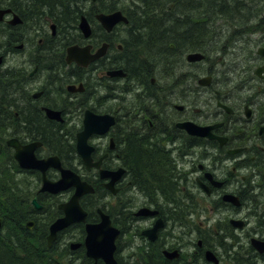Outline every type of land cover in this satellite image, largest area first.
<instances>
[{
	"label": "flooded vegetation",
	"instance_id": "obj_1",
	"mask_svg": "<svg viewBox=\"0 0 264 264\" xmlns=\"http://www.w3.org/2000/svg\"><path fill=\"white\" fill-rule=\"evenodd\" d=\"M90 2L100 4V0ZM177 2L179 3L178 0ZM34 3L39 4L35 0L23 3L24 5L14 0L11 3L0 0V9H13L6 13L3 20L13 26V40L19 37L16 31L24 32L26 29L32 35V39L28 38L26 46L22 49V53L30 58L20 57V60L23 59L20 66L25 68L27 75L31 77L32 85H37L35 89L30 87L32 91L28 92V97L36 95L38 106L45 108L43 114H48L47 108L61 112L60 121L55 118L52 120L47 118L48 120L65 125L76 120L74 131L77 134L84 127L88 111L96 115L108 114L112 120L105 134H91L89 143L94 144L92 162L100 163L99 167L92 165L88 169L81 159L79 168L81 176L93 174L97 183L104 188L111 205L131 193L138 195L140 199L136 198L140 203L134 201L133 207L140 210L145 208L143 205H146L149 199L163 197L172 190V195H169L171 202L166 203L158 214L154 216L138 214L140 216L136 218L140 223L151 227L147 231L150 236H154V240L162 237L169 226L177 225L174 221L171 223L172 219L186 213V208L178 204L181 195L186 193L195 201L201 211L190 215L195 228L187 231L189 236L184 240L177 234L170 237L167 246L176 250L177 255L171 256L173 251H170L168 255L173 258L167 260L175 261L180 258L187 264H218V257L217 262L214 259L210 260L208 250L217 255L226 253L220 246L222 243L220 239L223 238L222 235L220 237V232L225 234L226 227H231L236 239L237 264H264V56L257 54L258 57L252 61H248L247 57L242 58L247 70H239V75L234 80H228L226 76L224 79H215L208 69L202 74L211 75L212 78L208 85H203L199 81L201 75L195 79L188 74L176 73L178 64L182 58L187 60L188 53H203L199 46L191 49V45L182 51L181 45L175 46L170 42L168 50L163 41L154 44L153 41L141 40L138 37L131 45L144 43L146 47L141 48L138 55L131 52L126 35L130 37L138 32L126 33L124 30V26L130 23L129 17L125 14L127 20L117 22L112 28L105 26L98 18L99 14L117 11V7L110 8L113 5L115 7L114 2L102 5L101 10L93 5L89 13L81 17V20L84 17L89 23L88 34L82 31L80 20L77 28L81 36L66 43L57 39L63 29L60 22L45 16L47 24L42 30V27L34 22L42 21V15L36 11L30 13L23 9ZM170 4L176 6L177 3L173 1ZM184 4H199L202 7L203 2L185 0ZM203 8L204 6L199 9L202 15L196 22L202 24L198 30L204 35L208 17ZM236 9L240 12L239 8ZM256 10L255 8L242 17L241 21L245 22L242 31L230 27L228 41H236L241 36L247 37L248 40L257 34L256 24L261 21L264 23V15L258 16ZM25 21L28 22L27 25H24ZM189 22L196 23L191 16ZM94 24L98 25L99 33L95 31ZM223 25V28L228 29L225 23ZM141 35L144 39L147 34ZM248 42L242 43L233 54H239L237 52L239 49L243 52V45ZM236 45V42L232 41L223 43L222 47L224 50H231ZM72 46L86 48L84 56L81 53L68 56L69 48ZM103 46L105 48L101 56L93 58L92 56ZM244 50L248 51L246 47ZM218 60L224 66L232 67L229 66L231 62L225 57L220 56ZM58 61H64L71 67L67 74L61 72L63 79L60 88L57 81L55 86L43 88L46 87L47 75L39 71V65L45 64L54 69ZM115 69H120L121 72L113 74L112 71ZM58 77L56 75V78ZM85 101H89L92 108H83L82 104ZM27 111L25 102L20 103L15 99L13 126L18 131L24 130L25 123L21 113ZM178 122H186L189 128L180 125L178 127ZM122 130L126 134H122ZM177 131L188 138L184 144L180 142ZM136 136L142 138L153 136L152 147L147 150L148 154L145 151L139 165V174L143 178L139 177L141 185L134 183V174L131 170L133 166H130L132 164L124 155L125 149L131 145L130 140ZM31 138L20 140L21 143L35 140ZM75 144L77 147V137ZM42 148L44 146L37 147V156L52 155ZM161 150L170 153V160L163 159ZM178 155L184 158L179 163L180 171L176 166ZM158 160L169 161V165L167 164L164 171H160L157 176L149 177L152 171L149 168L146 171L145 168ZM54 170L53 168L47 170L49 178ZM35 171L42 177L41 172ZM57 172L60 175L58 170ZM186 173L193 178L198 189L196 195L191 194L187 190V185L180 181L181 175ZM86 180L96 189L97 184L92 179ZM73 191L74 187H71L60 192L63 200L69 199ZM91 194L82 195L81 201L84 206H87V199ZM120 209L121 207L116 211ZM108 215L112 223L120 228L114 220V213ZM216 215L219 217L218 220L215 219ZM98 216L96 213L92 221L99 220ZM209 229L212 231L213 240L205 235ZM120 230L122 233L121 228ZM140 241L141 239L135 241L130 239L132 246L130 249L140 255L129 253L126 262L117 259L119 264H148L141 254L150 250V246ZM118 243L119 239L115 256L120 250ZM242 247L245 252L248 251L246 256ZM146 259L149 260V257Z\"/></svg>",
	"mask_w": 264,
	"mask_h": 264
},
{
	"label": "bare ground",
	"instance_id": "obj_2",
	"mask_svg": "<svg viewBox=\"0 0 264 264\" xmlns=\"http://www.w3.org/2000/svg\"><path fill=\"white\" fill-rule=\"evenodd\" d=\"M4 1L8 3L13 2V0ZM14 1H17L21 5H24L23 3H30L32 0ZM90 1L92 0H35V2L39 4L34 3L33 5L31 4L30 6L23 9L30 13L36 11L42 15V21H34L42 27V30L46 28L47 24H45V16H47V18L55 20L56 22H60L63 25V29H61L57 39L59 41H62V43L64 41L66 43L73 38L81 36L78 31L77 25L81 20V17L87 15L93 8V5H95ZM107 1L108 0H100V4L95 6L99 7V10H101L100 7L102 5H108L110 4V2H114L115 8L117 7V10L123 13L122 15L125 18H127V16L129 17L130 23L124 26V30H126V33H138L130 37L129 35H126V40L128 46L130 47V51L136 52L137 55L139 54L141 48L146 47L144 46V43L138 44L136 46L131 45L134 39L138 37L139 39L143 40L141 37V33H146L144 32L146 30L139 31L137 29V26L139 24H142L144 26L149 25L148 29L149 31H153L154 36L162 34L163 36H170L173 38L176 36V34L172 31H174V28L176 27L175 24L177 23L179 14L173 12L174 9L168 10V7L173 1L177 3L176 6H178L180 10H183L181 6L186 7L187 5L184 4L185 0H178L179 3L177 2V0ZM202 2L205 15L208 17L207 28L204 35L197 29L190 26L185 31L181 39L182 51H184L186 47H189L193 43H195L196 46H199L198 48H201V50L203 51V53H196L202 56L200 59H190L189 54L191 53H188L186 56V61L190 62L191 64L187 63L182 58L181 62L176 68V73L178 75H181V73L188 74L193 76V78L195 79L199 75H201V77H199V81L200 84L203 85H208L212 78L211 75L202 74L208 69L215 79H224V77L226 76V79L234 80L239 75V70H247V66H245L246 64L244 65L241 59H235L232 60L231 64H229V66L232 67H228L224 66L222 62L218 60V58L220 56H223L225 58L231 56L234 53L235 49H237L244 41H249L248 43H245V47L248 49V51H246L245 54H243L242 52L241 56L247 57L249 61L254 60L255 57H258V55L264 56V53L261 52V49H264V32H262L264 31V29L260 30L262 26L264 27V23L261 21L256 24V31L258 30L259 32V34L257 32L256 35L259 36L257 37L256 35H254L252 39L248 40H246L247 37L244 38V36H241L236 41H228L230 37L229 29L231 27L236 31H242L245 27V22L241 21L242 17L248 12L254 10L256 7L264 5V2H262L261 0H202ZM236 8H240V12ZM199 9L191 10L195 12L194 16L202 15V12H199ZM10 10L13 9L11 8ZM182 13L186 12L182 11ZM26 23L28 22L25 21L24 25H27ZM224 23L226 24L228 29L223 28ZM94 29L97 33L100 32V29L96 24H94ZM120 31L122 30L120 29ZM16 33L19 37L13 40V26L8 24L6 21H0V98L2 96L1 93L6 94V92H8L9 96L13 98V102L10 103V105L0 106V132L6 136L13 135L20 139L32 137L31 139L35 140L30 142L36 143L35 153L39 145L44 146V148H42L43 151H48L53 156H57L63 162L65 167L73 170L75 173L81 176L79 168H81L80 160L82 159V157L76 149L75 141L78 134L76 131H74V127L77 121L75 120L68 125L53 122L51 121L52 117L49 116L48 110L47 115L43 114L45 108H40L38 106L36 95H31L28 97V92L32 91L30 87L35 89L37 85H32L31 77L27 75V71L25 70V68H22L20 66L21 64H23V59L20 60V57L30 58V56L22 53V49L24 46H26L27 39H32V35H30L29 31H27L26 29L24 30V32L16 31ZM153 33H148L147 35H152ZM13 41L15 44L14 46ZM232 41L236 42L237 45L231 50H224L225 48L222 47V44L228 42L231 43ZM158 42V38L153 41L154 44H158ZM253 45H257L256 49L253 48ZM226 59H230V57ZM197 61L200 62L194 64V62ZM116 63H118V60H116ZM219 63H221V65H218ZM70 68L71 67H69L68 63L64 61H58L57 67L54 69H50L48 65L40 64L39 71L41 70V72L47 75V81L45 83L46 87H42L51 88L55 86L57 81V85L60 88L62 84L61 81L63 79L61 72H65L67 74ZM59 70L60 72H58ZM120 71V69H115L112 72L113 74H117ZM56 75H58L59 77L56 78ZM240 79L244 80L243 77H240ZM100 94H102V92H100ZM15 99H17L20 103L24 101L25 106L29 112L28 114H30V118H28V120L26 119L27 121H25L24 130L20 131H18L12 124L14 122V120H12V117L14 116L12 110ZM89 104V101H85L82 104V107L92 108ZM56 111L61 113L59 110ZM31 115H33V118L31 117ZM103 115L107 117L109 116L108 114ZM8 116L11 117V122L7 118ZM47 118H50L51 120H48ZM30 124H33V126H30ZM185 124L186 122H178V127L180 125L184 128ZM26 127H30V129H25ZM124 133V130H122V134ZM48 135L54 136V139H52ZM137 136H139V134H137ZM137 136L130 140L131 145H128V148L125 149L126 151L124 153L125 159L128 160L130 164H132L130 166L137 165L135 163L137 162L136 160L140 159L142 157V154H144L143 156H145V151L148 154L149 152L147 150H149L152 147L151 145L153 144V136H148L145 138ZM177 136L182 144H184L188 140V138L179 131H177ZM57 139H59L60 142L57 141ZM90 144L93 151L94 144ZM160 153L163 159L170 160L169 152L161 150ZM13 157L17 164L10 163L9 165L11 168L4 167L0 172V177L2 178L4 176V172L7 171H10L13 175H15V179L18 184L13 186L12 194L13 205L16 208H19V205H24L25 202L26 204H30V201L32 199H36L38 201V206H36L35 204L34 206H32L30 204V208L24 211L26 215V224L23 225V228L27 232H32L34 240L37 239V243L33 247L32 253L37 254L38 257H40L45 255L46 253L48 254L49 249L54 247L53 250L56 253L55 257L64 260V262H67L68 264H93L90 259H88L87 257L85 258L80 246V240H73L70 242L64 241L65 237H75L76 234L82 232V229L84 230V228H81L80 226L72 229L70 231L72 234H69L67 230H63L57 237L56 241L51 245L49 244L48 225L55 216L59 215L58 213L62 212V208L60 207V205L63 203L64 197L60 193H51L42 190L41 185L43 182V178L41 177V175L35 173L37 172L35 170L32 171L30 169L23 168L19 164L15 156ZM181 160H184L183 156L178 155V164H176V166L178 167V171H180L179 163L181 162ZM83 162L84 160L82 161V163ZM168 162L169 161L165 162L164 160H158L154 161V164L147 166L149 167V170L152 171L149 177H152L154 175L157 176L160 171L163 172L167 167ZM99 163L100 162H96L93 164V166L99 167ZM84 164L88 169L92 166L86 164L85 162ZM131 170L134 174V183H138V185H141L142 182L140 178H142V175L139 174V168L135 169L134 167H131ZM101 171L102 169L100 170V172ZM59 177L60 175L58 174L57 170H54L50 179L57 180ZM81 177H85V179L87 178L90 181L92 179L97 184L95 192H93L91 194V197H88L87 199L86 205L89 210V216L94 217L99 210L105 211L108 214L114 213V220L123 231L121 233L120 228L116 226L119 230L120 236L118 238L120 240V243H118V250L120 249V252L118 253V255H116L117 259H121L123 262H126V256L129 253H134L132 250H130V247L132 248L130 239L133 241L141 239V243L150 246V250H147L146 252H143L141 254L145 263L187 264L183 259L180 258L175 261L167 260V258H173L170 257L168 253L170 251H174L167 246L170 237L174 234H177L178 236L183 237V239L181 238L182 240L187 238L189 236L187 231L190 230V228H195L192 225L193 220H191L190 215L201 212L196 202L189 198L186 193L184 195H181L178 201V204H180V206L186 208V213L180 217L172 219L171 223L176 222L177 225L175 227L169 226L168 229H165L167 231L163 233L162 237L154 240V236H150L147 231L151 227L140 223L136 220V218L137 216H140L138 214H145L146 216H154L158 214V212H160V209H164V205L166 203L171 202L169 195H172V190L166 193V195H163V197L157 199H149L148 203L146 205H143V207H145L149 211V213H142L140 211V208L133 207V194L123 196V198L118 199L114 205H111L107 200V194L104 191V188L101 187L99 183H97V179L93 174H89L87 175V177ZM180 181L187 185V190L191 194L195 193L196 195L198 189L193 182V178H191L189 174L186 173L185 175H181ZM119 207H121V209L116 211ZM218 218L219 217L216 215L215 219L218 220ZM28 223H30V227L28 226ZM226 230L227 231L225 234L223 232H220V237L221 235L223 236V238L220 239L222 241V243H220V246L225 249L226 253L224 252L223 254L217 255L213 252V259L216 261V257H218V264H237V257L235 256V254L237 255L235 235L231 227H226ZM65 233H68L69 235H64ZM205 235L209 236L210 240H213L212 231H210V229L206 231ZM126 247H129L127 248V250L129 249L128 252L123 251ZM243 250L244 255L246 256V253H248V251L245 252L244 248ZM134 254L140 255L139 253ZM147 257H149V260L146 259ZM166 261L168 262L166 263Z\"/></svg>",
	"mask_w": 264,
	"mask_h": 264
},
{
	"label": "water",
	"instance_id": "obj_3",
	"mask_svg": "<svg viewBox=\"0 0 264 264\" xmlns=\"http://www.w3.org/2000/svg\"><path fill=\"white\" fill-rule=\"evenodd\" d=\"M10 9H0V21L4 19L5 13ZM98 18L108 28H112L117 22L121 20H127L120 11H115L111 14H99ZM13 23V19L11 20ZM82 30L88 34L89 25L88 21L83 17L80 23ZM104 46L92 57L101 55L104 52ZM86 48L79 49L77 46L69 48V55L75 56V54L81 53L83 56ZM264 53V49H261ZM202 55L193 52L189 54L190 59H200ZM118 72V71H117ZM121 72V71H120ZM49 116L61 120L60 113L57 111H49ZM112 120L104 115H96L92 112H87L84 119V129L78 133V152L83 157L84 161L89 165L91 161L90 153L92 147L88 145L87 139L93 132L103 133L111 125ZM189 128V125H186ZM8 145L14 147V156L18 160L19 164L24 168H36L43 172V186L42 190H48L53 193H57L61 190L75 187V192L69 201L62 203L60 207L64 211V215L56 219L50 225V233L48 235L49 244L55 240L58 231L68 227L75 222L85 221L87 217V211L82 207L80 203V197L87 192H93V187L86 181H83L78 174L69 168L62 166L60 159L57 156H49L47 158H38L35 155L36 143L21 144L18 139L12 138L8 140ZM40 144V143H39ZM49 167L58 169L61 173V178L57 181L50 180L46 177L45 171ZM105 176V175H103ZM33 203L38 206L36 199ZM146 209H142L144 213ZM102 212V211H101ZM102 218L98 223H87L86 230L87 235L85 238V245L87 248V255L95 258H103L107 264H117L114 258L115 239L118 235V230L111 224L109 215L101 213ZM1 225V220H0ZM30 227V223H28ZM177 255L176 250L171 252V256ZM208 257L213 259L212 252H208ZM93 264H96L94 262Z\"/></svg>",
	"mask_w": 264,
	"mask_h": 264
},
{
	"label": "trees",
	"instance_id": "obj_4",
	"mask_svg": "<svg viewBox=\"0 0 264 264\" xmlns=\"http://www.w3.org/2000/svg\"><path fill=\"white\" fill-rule=\"evenodd\" d=\"M148 6V5H147ZM201 6V5H200ZM169 6L168 10L174 9L173 12H176L179 14L177 18V23L175 24L173 33L176 34L175 37L170 36H163V35H157L154 36V33L152 30L149 31L148 26L149 25H142L139 24L137 26V29L139 31L146 30L144 34L153 33L152 35H146V37L143 39L145 41H154L155 39H159V41H163L166 48H168L169 43H175V46L182 45V36L184 35L185 31L192 26L195 29H201L202 24L200 22H196V20L200 19V16H197L194 11L188 10V7L181 6L183 10H180L178 6ZM203 7V6H202ZM110 8H115L114 5ZM204 9V8H203ZM182 11L186 13H182ZM193 17L194 22H189V18ZM199 31V30H198ZM156 32V31H154ZM171 32V31H170ZM142 37V36H141ZM151 47H154V45H151ZM197 46L195 43L192 44L191 49H196ZM170 48H168L169 50ZM0 98V106L2 105H10V103L13 102V98L9 96L8 92L6 94L1 93ZM13 112V110H12ZM29 112L21 113V116H23L24 123L25 121L30 118ZM33 118V115H31ZM11 122V117H7ZM27 119V120H26ZM13 120V117H12ZM28 123V122H27ZM13 124V123H12ZM30 126H33V124H30ZM11 135H4L0 132V172L3 170L4 167H10V163L17 164L14 160L12 150L7 146L6 144V137ZM52 139H54L52 135H48ZM20 139V138H19ZM59 141V139H57ZM60 142V141H59ZM143 156V154H142ZM135 162L137 165H133L135 169L139 168V165L142 161V157L140 159L136 160ZM11 168V167H10ZM148 168H145L146 171H148ZM38 173V172H35ZM39 174V173H38ZM137 181V178H136ZM18 184V182L15 179V175H13L10 171L4 172V176L0 177V218H1V226H0V264H68L67 262H64V260L58 259L55 257L56 253L54 252V247L49 249V253L38 257L37 254L32 253L33 247L37 243V239L34 240L33 234L31 231H26L23 228V225L26 221V215L25 210L30 208V204L24 203V205H19V208H16L13 205V186ZM87 208V206H85ZM88 209V208H87ZM89 211V210H88ZM60 215V213H58ZM57 215V216H59ZM57 216H55L52 220H54ZM89 219L92 220L94 217H90ZM77 226L83 227V224H76L67 229L68 232H70L72 229L77 228ZM79 240L83 239L84 236V230L82 229V232H79L76 234ZM82 252L86 258L84 247L82 246ZM103 264V263H99Z\"/></svg>",
	"mask_w": 264,
	"mask_h": 264
},
{
	"label": "rangeland",
	"instance_id": "obj_5",
	"mask_svg": "<svg viewBox=\"0 0 264 264\" xmlns=\"http://www.w3.org/2000/svg\"><path fill=\"white\" fill-rule=\"evenodd\" d=\"M262 2H264V0H261ZM109 2V1H108ZM199 4H197V5H186V7H188V10H196V9H199V8H202L201 6H198ZM203 6V5H202ZM192 8V9H191ZM240 9V8H239ZM256 12H257V15L258 16H263L264 15V6H258V7H256ZM258 34H259V32H258ZM257 37L259 36V35H256ZM264 40V39H263ZM245 42V41H244ZM243 42V43H244ZM258 45H260V44H258ZM256 47H257V45H253V48H255L256 49ZM245 48V44L243 45V49ZM239 54H232L231 56H228V57H226V58H229L230 57V59H228L231 63H232V60H235V59H242V58H244V56H241V49H239L238 51H237ZM246 53V50H243V54H245ZM254 54V53H253ZM247 56H248V54H247ZM249 61V60H248ZM218 65H221V63H219ZM23 123H24V120H23ZM6 138H8V137H6ZM131 194H133V196H134V201L137 203V202H139V200L137 199V198H139L140 199V197L138 196V195H135L134 193H131ZM137 197V198H136ZM140 203V202H139ZM68 233H65L64 235H67ZM69 234H72L71 232H69ZM68 234V235H69ZM73 240H78V237H77V235L75 236V237H70V236H67V237H65V239H64V241H73ZM60 241V240H59ZM127 248H129V247H126L125 248V250H123V251H127L128 252V250H127ZM132 249V248H131ZM130 249V250H131ZM119 252H120V250H119Z\"/></svg>",
	"mask_w": 264,
	"mask_h": 264
}]
</instances>
